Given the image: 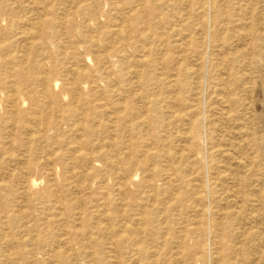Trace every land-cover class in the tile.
<instances>
[{"label": "rangeland", "instance_id": "374dc122", "mask_svg": "<svg viewBox=\"0 0 264 264\" xmlns=\"http://www.w3.org/2000/svg\"><path fill=\"white\" fill-rule=\"evenodd\" d=\"M0 264H264V0H0Z\"/></svg>", "mask_w": 264, "mask_h": 264}, {"label": "bare ground", "instance_id": "6f19581e", "mask_svg": "<svg viewBox=\"0 0 264 264\" xmlns=\"http://www.w3.org/2000/svg\"><path fill=\"white\" fill-rule=\"evenodd\" d=\"M208 3V2H207ZM212 2H210V4H211ZM214 4V3H213ZM145 9V8H144ZM129 16V15H128ZM212 26V25H211ZM120 27V26H119ZM47 90V89H46ZM143 115V114H142ZM209 127V126H208ZM210 233V232H209ZM212 234V233H211ZM211 236H213V235H211ZM222 241V240H221ZM216 247V246H215ZM202 249V248H201ZM210 249V248H209ZM209 251H212V250H209Z\"/></svg>", "mask_w": 264, "mask_h": 264}]
</instances>
